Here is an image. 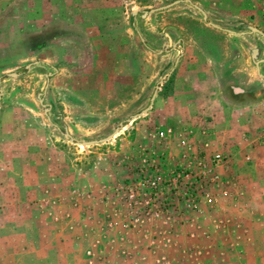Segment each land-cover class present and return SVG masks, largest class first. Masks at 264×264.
Returning a JSON list of instances; mask_svg holds the SVG:
<instances>
[{"label": "rangeland", "instance_id": "1", "mask_svg": "<svg viewBox=\"0 0 264 264\" xmlns=\"http://www.w3.org/2000/svg\"><path fill=\"white\" fill-rule=\"evenodd\" d=\"M69 1L3 0L0 8V77L21 73L0 85V186L4 192L0 197V264H264V79L257 75L248 54L258 44L264 48V40L256 35L238 37L241 56L238 80L233 83L238 87V151L224 150V145L214 141L204 150L194 147L190 162L172 167L165 152L150 151L151 140L158 141L157 132L165 121L162 110L153 109L156 99L146 115L104 144L72 145L54 125L62 121L78 142L94 141L148 107L156 85L172 69L176 57V52L156 55L153 51L167 44L165 35L182 36L188 48L186 62L192 63L196 33L203 31L201 15L181 3L140 19L142 12L174 0H115L122 5L120 14L97 30L87 28L91 16H96L93 8L80 13L88 18L84 25H44L38 19L45 2L67 7ZM192 2L218 20L233 19L238 9L243 20L258 17L264 28L262 1ZM133 10L138 12L134 17ZM100 33L125 36L128 50L120 54L128 64L124 94L112 97L114 88L109 89L107 106L94 111L92 99L81 98L69 83L80 74L73 59L84 58ZM139 33L147 40V50ZM80 35L86 38L82 44ZM113 48L117 57V47ZM95 51L89 60L98 59ZM45 59L51 60L53 68L42 63ZM27 65L32 67L24 71ZM94 66H88V73ZM108 68L114 71L113 66ZM48 72L54 75L45 90ZM44 91V103L51 106L50 120L36 99ZM227 95H232L231 90ZM136 145L146 150V156L124 175L120 168ZM215 153L224 157L223 164L211 163ZM199 159L206 162L205 167H197ZM143 160L154 161L158 173L149 166L143 169ZM30 163L35 167L29 168ZM180 167L205 176L192 175L178 183L175 175ZM30 173L35 176L32 189V184H26ZM44 174L66 189L64 199L42 197ZM15 175L24 180L11 184ZM143 176L159 179L155 189L143 186ZM26 189L34 197L27 199ZM69 190H77L79 199H72Z\"/></svg>", "mask_w": 264, "mask_h": 264}, {"label": "crops", "instance_id": "2", "mask_svg": "<svg viewBox=\"0 0 264 264\" xmlns=\"http://www.w3.org/2000/svg\"><path fill=\"white\" fill-rule=\"evenodd\" d=\"M257 1H262L264 4V0ZM117 2L115 0H70L67 7L60 5L61 3L56 7L51 3L46 4L45 2L43 4L44 14L39 16L38 19L42 20L44 25L54 22L74 23L75 25L80 22V24L84 25L88 23V18L80 16V13H82L83 9L93 8L96 16H91L93 20L89 22L90 27L87 28L97 30L100 24L111 23L114 20L113 16L120 14L122 5ZM2 5L3 0H0V8H2ZM236 10V15L232 17L233 19L229 20L213 19L204 10L208 21L223 30L211 27L202 20V16L198 19L201 22L199 26L203 31L196 33L198 35L194 42L197 44V47L195 48L194 61L192 63L186 62V59L189 57H187L188 48L185 38L182 36L174 38L173 36L165 35L167 40L166 45H172L169 53L176 52L175 60L179 58V61L170 77L169 73L171 70L162 77L161 81L164 79H167V81L159 87L153 109L156 108L157 111L158 109L162 110V113L165 115L163 116L165 121L164 126H161L160 129L161 131L170 130V133L167 134L166 141H159L158 136H156L161 145L157 144V140H151L158 147L155 148L154 145H151L150 151L152 153L165 152L168 156V166L174 167L178 164H187L190 162L189 159L191 157L189 152H192L195 149L194 147L197 146L200 149H204L205 144L209 146L214 141L221 146L224 145V150L232 148L235 152L238 151V87L233 85L238 80V57L241 56L238 51V37L256 35L263 40L264 38L256 33L239 36L228 33L224 29L240 33L245 31V26H252L264 33V28L258 24V17L250 21L247 19L243 20L242 17L238 16V9ZM239 25H242L241 30L234 29V27H238ZM85 39L80 35L81 44ZM169 39L171 40V44H169ZM144 40L147 43L145 38ZM176 44L179 45L174 48ZM95 47L98 49V59L96 61L89 60L95 54V50H97ZM113 47H117L115 51L117 57L114 54L115 48ZM125 47V36L122 35V39H120V36L108 37L105 33H100L97 34L94 47L92 48L91 45V49L85 54L87 58H81L80 55V59L79 55H77L73 59L77 65L76 71H80V74L74 76L73 82L69 83V86H72L73 90L81 98L89 102L92 99L91 102L94 105L92 110L98 111L102 107L107 106L108 99H110L109 95L107 96L109 89L114 88L111 92L112 97L116 96L117 98L121 94H124L122 90L126 86L123 81H125L124 73L127 70L125 65L128 63L125 61V55H121L120 52H123ZM143 47L147 50L146 46L143 45ZM82 48L84 49L83 45ZM179 48H183V51H179ZM255 48L261 49L259 59H264V48L258 44L249 50V60L250 52ZM125 50L127 51L128 49L126 48ZM42 63L49 68H53L50 64L51 60L45 59ZM90 64H95V66L91 73H88V66ZM109 65L113 66V72H109ZM61 71L60 69L59 74H61ZM261 71H264V62L261 64ZM54 72H56V69ZM49 85L50 82L48 87ZM168 88V94H165L164 91ZM229 90L232 92L231 96L227 95V91ZM164 95H166L165 98ZM218 147L221 149L219 145ZM145 153L146 150L137 147V145L132 151L130 149L124 161L126 165L120 168L123 174L126 175L129 167L137 163L141 156H146ZM41 164L45 166V161ZM32 166L35 167V163L28 165L29 168H33ZM33 175L32 173L27 175L26 180V184H32L30 186L31 189L35 187V176ZM14 179L10 181L11 184H18L24 180L18 175H15ZM1 182L0 180V185L2 184ZM40 183L42 184L41 195L43 198L64 199L63 193L66 192V189L56 185V183H53L46 176L43 177ZM77 190H69L72 191V199L74 200L80 197V193ZM13 192L16 193V191ZM3 193L0 186V197ZM68 193L70 194V192ZM10 196L11 199L15 197L12 194ZM32 197H34L32 191L26 189V198ZM59 214L61 215L62 212H59ZM63 214L66 213L64 212Z\"/></svg>", "mask_w": 264, "mask_h": 264}, {"label": "water", "instance_id": "3", "mask_svg": "<svg viewBox=\"0 0 264 264\" xmlns=\"http://www.w3.org/2000/svg\"><path fill=\"white\" fill-rule=\"evenodd\" d=\"M181 3H187V4L191 5L198 13L201 14L202 20L205 23H207L208 25H210L211 27L223 30L219 26L209 22L207 14L205 13V11L203 9H201L198 5L194 4L191 0H174L172 3H169L168 5H165V6H162V7H158V8H155V9H151V10H148V11H144V12H142L139 15V17H140V19H145L146 17H148L151 14L170 9V8H172L174 6H177V5L181 4ZM137 14H138L137 11H135V10L131 11V16L132 17L136 16ZM244 28H245V31L240 32V33H236V32H233V31H230V30H225V29H224V31H226L228 33L236 34V35H239V36H242V35H245V34H249V33H256V34H259L260 36H262L264 38V33L262 31H260L259 29L255 28V27H252V26H245ZM138 35H139V38H140L141 42L143 43V45L148 48V43H146V41L144 40L142 35L140 33ZM169 44H171V40L170 39H169ZM178 45L179 44H176L174 46V48L177 47ZM171 48H172V45H169V46L165 45V46H163V49L161 51H158V52L153 51V52L156 53L157 55H162L163 53L169 52L171 50ZM260 52H261L260 48H255V49L251 50V52H250V60H251V63L254 65V67L256 69V72L259 75V77L264 79V73H262V71H261V64L264 62V59H259ZM178 61H179V58H177L175 60V62L173 64V67H172V69H171V71L169 73V77L171 76L172 72L174 71L175 67L177 66ZM34 64H39V62H36ZM31 67H32V65H27L24 68V71H28ZM20 75H21V73H16V72L15 73L5 74L4 76L0 77V85H1V83L3 81H5L7 79L18 78ZM52 75H53V73H51V72H48L46 74L45 90L48 88V84L50 82V79H51ZM166 81H167V79H164V80L160 81L156 85L155 90L153 92V95H152V97L150 99V103H149L148 107H146L145 109L141 110L137 114L130 116L127 120L119 123L118 126L112 131V133H110L108 136H106V137H104L102 139L94 140V141L78 142L69 134L67 126L64 125L62 121L60 123V126H58V125H54V126L58 129V131L62 135V137L67 139V141L70 144H72V145H76V146L85 148V147H89V146H94V145H100V144L107 143V142L111 141L112 139H114L115 137H117L121 133V131L124 129V127L126 125L131 124L135 120L139 119L140 117H142V116H144V115H146L148 113V111L152 108V106L154 104V101H155V98L157 96L159 87L163 83H165ZM45 92L46 91H44L42 93H39L37 95L36 99L40 103V106H41L44 114L46 115L48 120H50L49 111L51 110V106L44 103ZM0 95H2V90L1 89H0Z\"/></svg>", "mask_w": 264, "mask_h": 264}, {"label": "built area", "instance_id": "4", "mask_svg": "<svg viewBox=\"0 0 264 264\" xmlns=\"http://www.w3.org/2000/svg\"><path fill=\"white\" fill-rule=\"evenodd\" d=\"M169 133H170V130L157 132V136H158L159 141L160 140L166 141L167 137H168L167 134H169ZM207 147H208V145L205 144L204 145V149H206ZM224 160H225L224 157L220 153H215L211 157V161H212L211 163L214 166H219V165L223 164ZM143 164H144L143 167H142L143 169H146V167L149 166L150 169H153V173H158L159 168H158V165L154 161L150 162V161H147V160H143ZM205 164H206V162L203 159H199L198 162H197V167H199V168L205 167ZM140 172H142V169H140ZM192 175H194L195 178H200L201 176L204 177L205 173L202 172V175L196 174V173L192 174V172L181 168V169H178V171H176V175L175 176H176L177 182L179 183L180 181L184 180L185 178H187V179L188 178H192ZM158 182H159V179L157 177H153V176L146 177V176H143V183H144L143 186L148 187L150 190L152 188L155 189L156 184Z\"/></svg>", "mask_w": 264, "mask_h": 264}]
</instances>
